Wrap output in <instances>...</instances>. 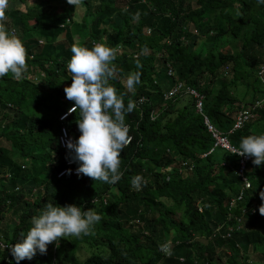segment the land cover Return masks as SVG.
<instances>
[{
    "label": "trees",
    "instance_id": "trees-1",
    "mask_svg": "<svg viewBox=\"0 0 264 264\" xmlns=\"http://www.w3.org/2000/svg\"><path fill=\"white\" fill-rule=\"evenodd\" d=\"M20 1L22 8L9 0L0 17V28L26 51L22 78H0V244L15 243L46 204H75L101 215L94 235L60 238L46 254L19 264H254L249 255L264 248V216L257 211L264 162L246 163L250 187L229 209L241 188L237 155L216 147L203 156L213 140L194 96L163 94L178 81L196 90L203 114L234 148L241 137L264 133V109L228 133L239 106L264 95L257 76L264 61V4L82 0L73 8L66 0ZM75 36L80 45L113 49L109 84L125 104H135L125 115L131 141L114 184L70 171L57 176L68 167L60 128L66 125L73 139L79 135L78 109L59 119L73 105L63 88L71 83L66 63ZM133 71L140 72V84L129 92L124 82ZM136 175L143 178L139 189L131 185ZM239 217L243 224L236 228ZM167 244L169 253L162 250ZM10 261L8 247H0V264Z\"/></svg>",
    "mask_w": 264,
    "mask_h": 264
},
{
    "label": "clouds",
    "instance_id": "clouds-1",
    "mask_svg": "<svg viewBox=\"0 0 264 264\" xmlns=\"http://www.w3.org/2000/svg\"><path fill=\"white\" fill-rule=\"evenodd\" d=\"M256 2L264 4V0H256ZM66 3L75 8L81 5L82 0H66ZM8 6L9 0H0V17L3 16ZM67 22H69L68 19ZM70 52L66 68L71 74V83L66 85L63 91L65 98L72 101L73 105L67 110V113H63L59 117L60 120H66L68 113L76 112L78 109L79 119H76V126L79 135L75 139L68 137L64 141L68 166L64 168L66 169L65 173L68 171L72 173V170L75 169L76 174L74 175L83 174L92 180L114 184L121 178L120 154L131 141V136L128 135L129 127L125 123V115L134 110L135 104L132 100H128L125 104L124 94L117 95L116 89L109 84L114 73V66H110L115 59L112 48L104 43H94L91 48L76 43L71 46ZM134 62L135 67L139 69L141 65L138 59L134 58ZM25 70L26 51L22 42L14 34L0 28V78L10 74L12 78L19 80ZM139 84V71L130 72L124 82V86L129 92L134 91ZM142 101L143 98L139 100V102ZM250 104L239 106L231 117L232 123L241 106ZM230 153L236 154L237 157H251V163L259 167L261 162H264V133L241 137L238 147L233 148ZM68 161L71 163L68 164ZM74 165L77 167H69ZM240 178L241 188L238 194L229 200V209L242 199L243 191L250 187V184L248 187H244L242 176ZM142 183L143 178L140 175L131 177V185L134 188L139 189ZM259 196L261 204L257 211L261 216H264V190L260 191ZM232 200L234 202L230 205ZM101 220V215L92 209L82 210L75 204L59 206L48 203L42 211L31 218V226L20 235L15 243L0 244V247H8L11 256L9 264L12 261L19 264L21 260H31L37 254H46L47 246L49 244L58 246L60 238L69 236L80 238L82 235H94L93 228ZM242 224V217H239L234 227L241 228ZM232 229L233 227L229 226L228 230ZM167 245L162 248L165 252L168 251Z\"/></svg>",
    "mask_w": 264,
    "mask_h": 264
},
{
    "label": "built area",
    "instance_id": "built-area-1",
    "mask_svg": "<svg viewBox=\"0 0 264 264\" xmlns=\"http://www.w3.org/2000/svg\"><path fill=\"white\" fill-rule=\"evenodd\" d=\"M173 73H174L173 70L168 66L167 74L171 76V75H173ZM257 76H258V78H259V80L263 86V89H264V61L258 65ZM182 90L191 94L192 96H194L196 111L202 113L203 122L206 126L207 131L210 133V135L213 139L212 147L208 150L207 153H204L203 156L211 153L214 150V148H216V147H221V148L225 149L226 151L231 152V150L234 147L229 143L227 134L224 133L223 131H220L215 126H213L212 123L209 122L208 118L203 114V111H202L203 98H202V95H200L196 90H194L191 87H186L183 85V83L178 81V82L174 83L173 87L164 91V94H163L164 98L168 99V98L174 96L178 91H182ZM256 109H264V96L262 98L256 100L253 104H250L247 106H241V108L238 110V112L234 116L232 126L228 130V133H231L232 131L240 128L245 121H248V120L254 118ZM68 137H70V136H69V130H68L67 126H62L60 129V134L58 136V142H59V145L62 149L66 150V148L64 146V141ZM251 159H252L251 157L238 156V166L239 167H238L237 172L240 176H242V179L244 181V187L249 186V182L243 176V172H244L246 163ZM67 163L69 164L71 162L68 161ZM65 170L66 169L61 170L57 176L63 175L66 172ZM72 173L76 174L75 169L72 170ZM240 196H238V198H240ZM233 202H234V200H232L230 202V205H232ZM168 251H169V248H168Z\"/></svg>",
    "mask_w": 264,
    "mask_h": 264
},
{
    "label": "rangeland",
    "instance_id": "rangeland-1",
    "mask_svg": "<svg viewBox=\"0 0 264 264\" xmlns=\"http://www.w3.org/2000/svg\"><path fill=\"white\" fill-rule=\"evenodd\" d=\"M26 1H27V4H32L35 0H26ZM14 3L17 6H19L20 8H22V6L24 5L20 0H14ZM120 3H122V0H120ZM192 5H195L194 1L192 2ZM80 12L83 14V12L81 10H80ZM75 20H76V18H75ZM77 20H80V18L78 17ZM74 39H75V42L79 43V41L81 40V37L80 36H75ZM59 119H60V117H59ZM62 122H65V120H62ZM196 241L199 242L200 244H202L201 246L207 245V242L203 238H197ZM170 246H171V244H168L167 248L170 249ZM263 251H264V248L261 247L258 251L253 252L252 254H250L249 255L250 256L249 259L254 264H256V263L264 264V252ZM218 252H219V250H218ZM166 253H169V251L166 252ZM222 254H224V253H222ZM223 264H226V263H223Z\"/></svg>",
    "mask_w": 264,
    "mask_h": 264
}]
</instances>
